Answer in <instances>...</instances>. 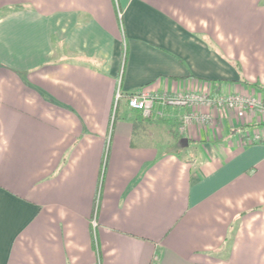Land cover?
<instances>
[{"label": "crops", "instance_id": "crops-1", "mask_svg": "<svg viewBox=\"0 0 264 264\" xmlns=\"http://www.w3.org/2000/svg\"><path fill=\"white\" fill-rule=\"evenodd\" d=\"M164 90L264 99V0H0V264H264V115Z\"/></svg>", "mask_w": 264, "mask_h": 264}, {"label": "built area", "instance_id": "built-area-1", "mask_svg": "<svg viewBox=\"0 0 264 264\" xmlns=\"http://www.w3.org/2000/svg\"><path fill=\"white\" fill-rule=\"evenodd\" d=\"M121 14H119L120 16ZM121 97V93H116V100ZM127 105L130 109L139 111L143 117H150L156 108L158 113L162 114V109L187 108L188 111L182 116L180 130L185 131L187 125L191 124L198 117L197 114L205 107L215 106L222 112L229 109L239 111L258 112L264 115V99L257 97L244 96L239 94L216 95L212 96L209 92L190 90V91H167L149 92L142 91L129 95ZM204 115V114H203ZM201 115L202 120L205 119ZM203 116V117H202ZM247 143L264 144V127L256 128L251 133L245 135ZM92 228L95 230L97 223L95 218L91 220Z\"/></svg>", "mask_w": 264, "mask_h": 264}, {"label": "trees", "instance_id": "trees-1", "mask_svg": "<svg viewBox=\"0 0 264 264\" xmlns=\"http://www.w3.org/2000/svg\"><path fill=\"white\" fill-rule=\"evenodd\" d=\"M131 94H133V93H131ZM131 94H128V96H129V95H131ZM116 108H117V107H116ZM179 108H180V107H179ZM179 108H178V109H179ZM186 110L188 111V109H187V108H186ZM184 114H185V113H184ZM184 114H183V115H184ZM183 115H182V116H183ZM139 116H142V115H141V114H139ZM182 116H181V117H179V123H180V124H181V118H182ZM150 117H151V116H150ZM150 117H143V116H142V118H141V119H142V120H144L145 118H150ZM179 128H180V125H179ZM244 138H245V137H244ZM94 240H95V243H94V245H95V250H96V252L98 253V248H97V241H96V237L94 238Z\"/></svg>", "mask_w": 264, "mask_h": 264}, {"label": "rangeland", "instance_id": "rangeland-1", "mask_svg": "<svg viewBox=\"0 0 264 264\" xmlns=\"http://www.w3.org/2000/svg\"><path fill=\"white\" fill-rule=\"evenodd\" d=\"M122 107H123V105H122V103H121V101L118 103V106H117V116H119V114H120V112L122 111Z\"/></svg>", "mask_w": 264, "mask_h": 264}]
</instances>
